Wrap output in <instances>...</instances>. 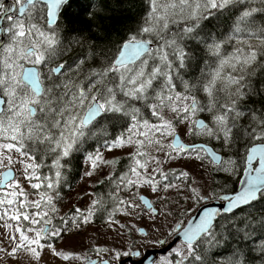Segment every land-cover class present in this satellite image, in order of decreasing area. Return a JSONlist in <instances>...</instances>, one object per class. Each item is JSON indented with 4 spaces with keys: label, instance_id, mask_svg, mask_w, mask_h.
Instances as JSON below:
<instances>
[{
    "label": "snow or ice",
    "instance_id": "obj_1",
    "mask_svg": "<svg viewBox=\"0 0 264 264\" xmlns=\"http://www.w3.org/2000/svg\"><path fill=\"white\" fill-rule=\"evenodd\" d=\"M143 3L0 0L2 264H264V0Z\"/></svg>",
    "mask_w": 264,
    "mask_h": 264
},
{
    "label": "trees",
    "instance_id": "obj_2",
    "mask_svg": "<svg viewBox=\"0 0 264 264\" xmlns=\"http://www.w3.org/2000/svg\"><path fill=\"white\" fill-rule=\"evenodd\" d=\"M76 3L79 0H75ZM104 14L98 18L97 21L90 20L87 15H81L74 21V26L79 31H88L95 28L97 24L103 27L106 33L116 37V35L123 33L128 27L139 19L145 11V4L143 0H103ZM83 160L81 159L78 166L79 176H82ZM71 175H76L74 169ZM71 188H65L64 196L70 192L73 187L79 182V178L71 179Z\"/></svg>",
    "mask_w": 264,
    "mask_h": 264
},
{
    "label": "rangeland",
    "instance_id": "obj_3",
    "mask_svg": "<svg viewBox=\"0 0 264 264\" xmlns=\"http://www.w3.org/2000/svg\"><path fill=\"white\" fill-rule=\"evenodd\" d=\"M86 166L83 164V171L84 168ZM83 171H82V175H83ZM92 183L91 180H87L85 182V180H79V182L75 185V187L73 188V190H71L70 192L67 193V195L65 196V200L69 201L70 203H77V196L78 195H82L83 192L87 189V185ZM88 234L91 235L92 233V229L88 230ZM80 238L79 237H73L71 240H66L64 243L66 246H73L76 241H78ZM103 242V241H101ZM109 243H111V240L108 241ZM83 243L86 245L88 243L87 238H84ZM160 248L159 245H153V244H149L146 247H141L140 251L142 253V255L147 251V250H152V249H157ZM0 264H2V262H0Z\"/></svg>",
    "mask_w": 264,
    "mask_h": 264
},
{
    "label": "water",
    "instance_id": "obj_4",
    "mask_svg": "<svg viewBox=\"0 0 264 264\" xmlns=\"http://www.w3.org/2000/svg\"><path fill=\"white\" fill-rule=\"evenodd\" d=\"M164 254H165L164 248L160 247L157 249L147 250L143 255L148 257V261H151L152 259H158L161 255ZM148 261H146V264H148Z\"/></svg>",
    "mask_w": 264,
    "mask_h": 264
},
{
    "label": "flooded vegetation",
    "instance_id": "obj_5",
    "mask_svg": "<svg viewBox=\"0 0 264 264\" xmlns=\"http://www.w3.org/2000/svg\"><path fill=\"white\" fill-rule=\"evenodd\" d=\"M74 188V187H73ZM73 190V189H72Z\"/></svg>",
    "mask_w": 264,
    "mask_h": 264
}]
</instances>
